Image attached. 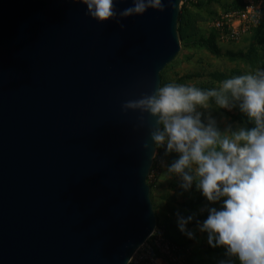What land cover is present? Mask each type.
I'll use <instances>...</instances> for the list:
<instances>
[{"label": "water", "instance_id": "1", "mask_svg": "<svg viewBox=\"0 0 264 264\" xmlns=\"http://www.w3.org/2000/svg\"><path fill=\"white\" fill-rule=\"evenodd\" d=\"M182 3L121 30L73 0H0V264H130L152 237V120L121 106L162 85Z\"/></svg>", "mask_w": 264, "mask_h": 264}, {"label": "clouds", "instance_id": "2", "mask_svg": "<svg viewBox=\"0 0 264 264\" xmlns=\"http://www.w3.org/2000/svg\"><path fill=\"white\" fill-rule=\"evenodd\" d=\"M73 2L85 5L93 20L115 21L121 30L122 19L141 16L150 8L165 11V0H131L132 6L120 11L117 4L126 0ZM213 105L229 112L238 109L248 123L226 124L222 130L212 115ZM121 107L125 112L139 111L141 125L145 114L151 118L148 137L153 155L160 149L164 156L176 154L166 172L179 178L184 191L195 185L207 200L200 209L207 217L196 220V225L207 234L211 247L225 249L226 259L220 264H264V69L226 78L208 89L162 84ZM143 147L148 149L149 144ZM176 215L178 229L194 239L187 225L195 214Z\"/></svg>", "mask_w": 264, "mask_h": 264}, {"label": "rangeland", "instance_id": "3", "mask_svg": "<svg viewBox=\"0 0 264 264\" xmlns=\"http://www.w3.org/2000/svg\"><path fill=\"white\" fill-rule=\"evenodd\" d=\"M233 0H183V7L191 11L193 14H199L202 20L196 25L197 36L187 37L185 42L181 41L182 49L176 59L167 66L162 72L164 84L176 83L179 77L194 73L208 74L210 72L221 71L228 72L232 69L239 68L246 74L249 70L240 63H231L224 58H218L211 55L203 48L193 45V40L199 36L208 37L213 31L210 24L220 14L226 12V8ZM193 30H189L188 35L192 34ZM181 40V39H180ZM217 45L223 50L239 51L247 46L246 40L241 43H223L217 36ZM182 84H194L196 86L210 84L208 78L192 79L184 81ZM212 115L217 119L219 127L223 130L226 124H232L233 127L240 125L232 123L226 113L220 112L213 108ZM242 126V125H240ZM176 154L164 156L163 149L157 151L153 166L148 178V184L151 188V198L154 205V210L157 216L158 224L167 228L169 236L177 242L181 249L180 258L182 264H220V261L225 260V249L221 247L213 248L207 243V234L202 233L197 227H188L195 235L194 239H189L188 236L181 233L177 226V213L188 214L195 216L201 213L200 209L208 204L202 194L196 190L195 185L189 191H184L180 187V180L166 172V165L170 164ZM192 202L195 204L194 209L185 210L183 204ZM217 206L218 205H210ZM156 227V234H163L166 241L171 242L165 236L164 229ZM151 241V240H150ZM173 243V242H171ZM174 244V243H173ZM193 261L191 263L190 261ZM130 264H137L134 260ZM238 264V261L236 262Z\"/></svg>", "mask_w": 264, "mask_h": 264}, {"label": "trees", "instance_id": "4", "mask_svg": "<svg viewBox=\"0 0 264 264\" xmlns=\"http://www.w3.org/2000/svg\"><path fill=\"white\" fill-rule=\"evenodd\" d=\"M209 1L214 2L215 0H209ZM242 7L243 6L241 0H233L231 4L227 6L226 11L239 10L242 9ZM200 20H202V18L199 14H193L185 7L182 8L179 18V34L182 42H185L188 36L189 37L197 36L196 25L199 23ZM190 29L193 31L191 35H188L187 32ZM244 40H246L247 42V46L245 47V49L239 51L223 50L217 45V33L215 31H212L208 37L201 35L199 37H196L192 43L193 45H196L199 48L205 49L207 52H209L211 55L215 57L224 58L231 63L242 64L249 70L250 73H254L257 68L264 69V12L258 26L254 30H252V32L248 34L239 43L243 42ZM241 74H246V73L239 68L232 69L228 72L215 71V72H210L208 74L194 73L179 77L176 83L182 84L184 81L187 80L202 79L206 77L208 78L210 84L201 85L197 87H200L202 89H208V88L218 87L220 82L226 78H230L232 76L241 75ZM163 79L164 78L162 73V84H164ZM213 108H215V105H213ZM215 109L220 112L226 113L232 123H238L242 126L248 123L246 116H244L238 109H234L231 112L224 109H217V108ZM194 207L195 204L192 202H186L183 204V208L185 210H192L194 209ZM181 215L184 217L189 216L188 214H181ZM206 217H207V212H205L204 214H199L195 216V219L187 226L191 228L197 227L196 220L203 221L204 219H206ZM157 227L162 228L163 226L158 224ZM162 229H164L166 238L171 242H173L174 244H177V242H175V240H173L169 236L168 229L165 227ZM190 262L193 263L192 260Z\"/></svg>", "mask_w": 264, "mask_h": 264}, {"label": "built area", "instance_id": "5", "mask_svg": "<svg viewBox=\"0 0 264 264\" xmlns=\"http://www.w3.org/2000/svg\"><path fill=\"white\" fill-rule=\"evenodd\" d=\"M242 9L220 14L210 24L223 43H239L254 30L264 12V0H241ZM151 240V241H150ZM181 249L166 241L163 234H153L135 254L137 264H182Z\"/></svg>", "mask_w": 264, "mask_h": 264}]
</instances>
